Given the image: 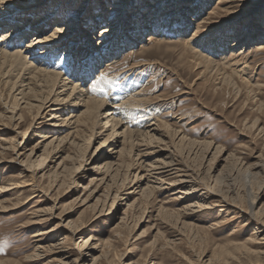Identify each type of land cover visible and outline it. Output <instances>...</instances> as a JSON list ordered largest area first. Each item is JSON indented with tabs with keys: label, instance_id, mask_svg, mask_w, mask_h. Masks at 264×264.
<instances>
[{
	"label": "bare ground",
	"instance_id": "1",
	"mask_svg": "<svg viewBox=\"0 0 264 264\" xmlns=\"http://www.w3.org/2000/svg\"><path fill=\"white\" fill-rule=\"evenodd\" d=\"M10 1L13 0H0V72H3L2 79L9 84L11 93L10 100L5 99L2 103L0 112V136L11 135V138L0 139V153L10 155L8 166L19 171L15 176L19 180L0 186V198L11 191L19 192L18 196L23 193L27 195L9 205L5 200H0V215L10 213L19 206L24 207L35 199L38 203L49 201L48 192L42 187L45 180L49 182V188L56 187L58 191L67 186V191H70L74 187L83 188L80 182L88 179V185L83 188L88 194L82 200V205L95 198L98 193L96 189L103 186V194L95 200V204L87 206L92 208V217L87 222H66L67 217L63 216L57 218L59 222L46 231L41 226L52 217L51 211L43 208L34 210L33 220L22 226L23 229L37 228L32 235L38 244L33 259L42 260L53 255L61 258L53 264H84L88 258L92 259L91 264H124L121 261L124 255L113 251L110 242L104 243V246L101 244L103 247L99 251L100 245L92 243L91 235L84 237L87 225L109 215L110 219L115 218L120 207L125 206L113 228V236L120 238L127 228L129 214L138 208L139 203L165 193L168 194V203L181 205L170 211L160 208L156 215L159 224L165 225L163 227L174 239L165 241L162 245L164 248H170L172 243L180 241L183 230L192 226L185 223L184 218L217 210L215 227H222L221 223L228 216L237 219L247 216L243 220L245 225L250 219L255 221L252 238L244 244L231 246L245 249L248 255L264 258V204L259 206L264 198V194H261L264 180L257 192L253 193L251 189L257 175L264 173V161L261 159L256 164L246 166L239 155L224 157L225 152L219 147L188 140L191 146L186 150V158L196 156L200 149L208 155L214 150L211 162L220 155L223 159L219 162L225 163L218 172L216 161L207 169L206 177H201L200 173H194L176 160L167 147H162L169 137L176 141L175 144L183 143L186 139L181 136L180 130L163 124L157 117L146 120L138 116L137 119L141 120L136 125L133 113H140L137 108L145 105L146 99L131 82L125 83L124 80H129L123 79L125 72L120 73V78L109 74L119 62L117 53L132 46L147 31V16H153L152 20L158 19L160 10L165 9L161 16L164 25L155 24L153 28L157 35L147 36L146 44L169 39L171 29L180 37L179 34H184L189 27L186 19L197 21L194 32L183 38L197 60L196 68L202 69L203 73L215 74L222 86H233L231 82L235 78L249 85L250 82L245 79L249 64L244 58L264 51V6L254 13L255 8L247 7L249 0H217V12L211 11L205 15L207 17L194 20L212 0H157L156 5L151 6H148L150 0H132L135 6L131 7L126 0H112L108 11L110 21L99 30L97 41L96 38L88 41V31L85 34L75 31L66 42L69 31L74 30L78 19L64 22L63 18L57 17L59 11L50 9L53 1L44 8H35L45 0H32L20 8L26 9L25 12L16 16L18 11L8 9ZM92 1L93 9L99 4L98 12H94L92 7L88 10L86 6L85 17L79 18L81 29L86 26L94 31L107 20L101 13V6L108 0ZM73 2L65 0L69 14ZM73 16L76 17L77 13L74 12ZM220 17L224 18L219 20ZM238 21L242 23V30L236 32ZM127 23L130 27L126 29ZM53 24L55 26L51 31L43 34ZM211 24L215 26L201 35L200 28ZM114 29L118 30L116 34L113 33ZM30 35L34 37L22 46V41ZM230 40L232 42L228 45ZM60 53L61 57L57 59ZM105 59L108 60L103 64ZM134 68L137 66L130 70L134 71ZM119 79L123 80L119 82ZM255 86L251 85L248 89L252 90ZM21 110L25 113H19ZM183 118L180 115L173 119L180 123ZM22 126L26 128L21 130ZM31 129L38 131L28 141L26 136ZM95 144L98 146L92 151ZM104 146H107L106 151L99 154L98 151ZM239 180L248 197L245 209L239 207L236 196L224 195L217 187L221 181L233 185ZM93 185L94 189H91ZM154 229L155 238L162 236L160 228L155 226ZM70 246H74L78 252L73 260ZM252 246H255L254 250ZM98 251L99 255L95 256Z\"/></svg>",
	"mask_w": 264,
	"mask_h": 264
},
{
	"label": "rangeland",
	"instance_id": "2",
	"mask_svg": "<svg viewBox=\"0 0 264 264\" xmlns=\"http://www.w3.org/2000/svg\"><path fill=\"white\" fill-rule=\"evenodd\" d=\"M31 1L32 0L10 1L8 9L18 11V13L15 14L16 16L21 15L26 9L20 8L26 6V4ZM52 1L54 4L50 9L58 10L59 15L57 17L63 18L64 22L68 19H78L74 30L69 31L68 37L64 36L67 37L66 42L72 38L75 31L76 33L80 32V34H85L88 31L90 33L88 41H91L92 38H96L97 41L99 30L106 27V24L110 21L108 18V11L111 7L112 0H108V2H105L101 6V13L107 20L96 27L94 31H91V29H88L86 26H83L81 29L79 24L80 20L86 15V6L88 10L90 7L93 9L94 1L74 0L73 8L71 9L72 14L67 13L68 8L66 9V6L68 5H65V0H45L43 4L35 6V8H44ZM155 1L157 0H150L148 6H151V4L156 5ZM216 1L217 0H212L207 4L194 20L204 17L211 11L217 12L218 10L215 9L217 4ZM80 3H83V5H80ZM85 3L87 4L85 5ZM126 4L130 7L135 6L132 0H126ZM98 5L94 6V12H98ZM263 6L264 0H249V2H247L248 9L255 8V10L252 11L254 13ZM159 7L160 5H158V8ZM164 10L165 9L160 10L158 14L160 17L158 19L152 20L153 16H147L145 22L147 31H145L141 38L132 46L121 49L117 53L119 62L115 65L113 70L109 72L111 76H116L117 78H120L119 75L125 72V77L123 79L129 78L127 81L124 80L125 83L128 84L131 82L132 86L137 88V91L141 90L146 99V104L139 105V108H137L140 113H133L135 124L141 119L152 120L154 117H157L163 124H169L175 130H180L181 136L186 139L183 143L175 144L176 141H173V139L169 137L165 140L166 142L164 141L166 145H162V147H167V150L174 154L176 160L181 161L184 166H187L194 171V173H200V176L203 178L206 177L207 169L212 167L214 163L216 164V161L218 165L216 170H218V172L222 170L225 163L219 162V160L223 159L220 155H218L216 161L214 160L211 162L214 150L208 155L204 154L200 149L196 156L186 158V152L191 146V143H189L190 140H192L190 142L195 141L196 144L209 143L212 144L214 148L219 147L224 150V157L230 154L239 155L246 166L256 164L259 160L264 161V51L253 53L244 58V61L249 64V69L245 76V79L250 82L249 85L242 84L235 78L233 79L234 82H231L233 86H222L218 83L215 74L203 73L202 69L196 68L197 60L191 54L188 45L183 41V38L189 37V35L194 32L197 21L193 22L190 21L189 18L186 19L189 27L184 34H179L180 37L171 29L170 32L172 34L170 33L169 39H161L152 44L145 43V38L147 36L157 35L153 27L155 24L156 26L162 24L163 19L161 16ZM74 12L77 13L76 17L73 16ZM50 15L52 16L53 13ZM223 18L224 17H220L219 20ZM240 21L236 23L238 24L236 26V32L242 30V23ZM162 25H164V23ZM54 26L55 24L49 27L43 34L50 32ZM212 26L215 25L211 24L207 25L205 28L201 27V35ZM129 27L130 25L127 23L125 28L127 29ZM117 32V29L113 30L114 34ZM1 33L2 32H0V34ZM32 37L34 36L30 35L28 38L24 39L22 41V46L26 45ZM231 42L232 40L228 42V45L231 44ZM93 48L95 49V46ZM129 49L133 50L128 52ZM61 53L57 59L61 57ZM107 60L108 59L103 60L102 63L104 64ZM133 66H137V68H134V71L130 70ZM98 68H100V66H98ZM2 74L3 72H0V97H2L3 100L0 99V112L4 100L6 99L9 101L11 96L9 91L10 86L4 83L6 80L2 79ZM123 79H119L118 81L120 82ZM134 82H136V84H134ZM251 85L256 86L254 89L250 90L248 87ZM19 113L25 112L21 110ZM180 115L184 117L183 120L180 123L174 122L173 118H177ZM138 116H142L140 120L137 119ZM1 122L6 123V121L2 119ZM25 128L26 126H22L21 130ZM260 129L261 131H259ZM36 131H38V129L29 130L26 136L28 141L33 138V134ZM10 138L11 135L4 137L0 136V139L4 140ZM97 146L98 144L92 146V151H95ZM106 149L107 146H104L98 153L103 154ZM203 154L205 155L204 159ZM216 156L214 158H216ZM9 158V154L0 153V186H7L12 181L19 180L18 178L15 179L19 171L16 169L13 170L8 166L7 160ZM261 175L262 176H260V174L257 175V181L251 187L253 193L257 192L256 190L261 186L264 180V173H261ZM206 182L208 183V180H206ZM48 183L49 182L45 180L42 182V187L48 192L49 201L38 203L39 201L35 199L24 207L19 206L10 213L0 215L1 264H53L54 261L61 259L59 256L53 255H51L52 257H45L42 260L33 259V254L38 244L35 243V239L32 235L37 228L31 227L23 229L22 226H26L33 220L32 216L34 210H42V208L49 209L52 215L51 218L50 216H46L50 219L41 226V228L46 231L59 222L57 218L63 216L67 217L66 222H87L92 217V208H87V206L95 204V200L103 194L102 186L96 189L98 193L95 198L87 205H82V200L88 194L87 191L85 192L83 190V188L88 185V179L84 182H80L79 185L83 188L74 187L70 189V191H67V186L57 191L56 187L49 188L50 185H47ZM227 185V182L221 181L218 183L217 187L224 195L236 196L238 198L236 200L239 202V207L241 206L242 209H245L247 207L248 197L247 194H244L245 188L242 181H236L233 185L229 184L232 186H230L231 190L228 188L229 185ZM93 187L94 185L91 189H94ZM261 194H264V187L262 188ZM18 195L19 192L11 191L3 195L0 200H5L7 205H9V203L14 202L17 198H24L27 193H23L22 196ZM100 198L103 199L102 197ZM167 198L168 194L165 193L150 198L146 201L147 203H139L140 205L138 208L129 214L127 228L122 231L120 238L113 236V228L118 223L117 220L121 218L125 206L120 207L115 218L110 219L109 215L91 225H87L84 237L87 238L91 235L94 240L92 243H98L100 245L99 251L104 246V243L110 242L113 251H116L119 255H124V257H121V261L124 264H264V258L248 255L246 251L244 252L245 249H236L231 246L233 244H244L252 238L253 230L256 228L255 221L250 219L248 224L245 225L246 222L243 220L248 218L247 216H244L242 219L228 216L225 219L226 222L224 221L223 224L221 223L222 227H215L214 223L218 220L216 217L217 210L214 211L215 213L213 211L200 212L190 215L191 217L187 216L184 218L185 223L191 224L192 226L183 230V237H180V241L172 243L170 248H164L162 245L165 241H173L174 239L164 228L165 225L159 224L156 215L160 208L170 211L176 210L179 205H181L177 202L168 203ZM133 199L134 197L132 200ZM263 204L264 198L259 206ZM227 219L230 220L228 221ZM172 221H174V219L170 220V224L173 223ZM155 226L160 228L162 236L155 238ZM230 233H232V235H230ZM246 247L249 246L246 245ZM251 249L254 250L255 246H252ZM99 251L95 256L99 255ZM69 252L72 257L71 259H75L78 252L75 250L74 246H70ZM90 259L91 258L84 260L83 263L91 264L92 259ZM44 260L46 261L44 262Z\"/></svg>",
	"mask_w": 264,
	"mask_h": 264
}]
</instances>
